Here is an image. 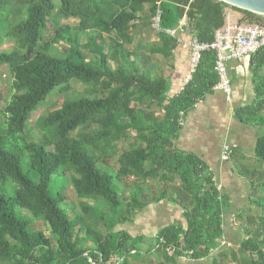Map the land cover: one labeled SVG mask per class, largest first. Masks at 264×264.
I'll use <instances>...</instances> for the list:
<instances>
[{
    "label": "trees",
    "instance_id": "16d2710c",
    "mask_svg": "<svg viewBox=\"0 0 264 264\" xmlns=\"http://www.w3.org/2000/svg\"><path fill=\"white\" fill-rule=\"evenodd\" d=\"M158 12L159 33L152 29ZM226 19L227 8L218 0H60L59 6L53 0H0V46L5 40L15 44L0 53V70L7 68L12 78L0 131V264H151L160 257V264H177L182 257L264 264V48L251 58L256 99L235 111L239 122L262 132L253 162L234 158L238 176L250 186L249 206L236 215L242 236L236 250L221 246L229 198L201 158L175 147L179 121L218 83L216 54L203 53L192 79L172 98L169 78L154 61H172L179 47L164 30L185 21L192 39L210 44ZM61 20L78 24L60 27ZM50 28L55 34L46 41ZM150 30L156 41L147 43ZM60 44L63 54L53 55ZM74 84L83 86L79 98L38 120L50 139L44 134L39 143L25 141L20 154L6 149L39 105L56 92L70 93ZM1 85L0 76V104ZM114 160L116 173L107 164ZM57 174L65 188L69 179L79 200L92 203L80 204L84 216L66 211L65 188L51 195ZM9 182L17 186L11 195ZM163 202L180 208L184 224L159 230L147 251L140 248L143 236L114 231ZM21 211L47 224L50 237L24 222Z\"/></svg>",
    "mask_w": 264,
    "mask_h": 264
},
{
    "label": "crops",
    "instance_id": "0c3cea01",
    "mask_svg": "<svg viewBox=\"0 0 264 264\" xmlns=\"http://www.w3.org/2000/svg\"><path fill=\"white\" fill-rule=\"evenodd\" d=\"M227 18L233 24L253 26L261 23L257 17L233 11H227ZM185 29L186 22L183 21L179 30L183 43L192 39ZM173 62L174 73L169 77L171 98L182 91L189 76L190 51L185 44L179 45L174 52ZM227 71L232 84L230 98L227 99L219 91L207 95L185 117L175 147L182 152L196 155L207 164L215 183L222 188V195L229 198L230 210L238 194L237 187H241V183L245 182L236 172L235 155L243 158L245 162H253L255 159L257 129L239 122L235 117V111L255 101L254 81L257 73L251 65V59L229 62ZM226 146L231 148L233 156L230 155L229 160L224 162L222 151Z\"/></svg>",
    "mask_w": 264,
    "mask_h": 264
},
{
    "label": "rangeland",
    "instance_id": "374dc122",
    "mask_svg": "<svg viewBox=\"0 0 264 264\" xmlns=\"http://www.w3.org/2000/svg\"><path fill=\"white\" fill-rule=\"evenodd\" d=\"M56 6H59L60 0H53ZM78 24L76 20H61L59 22L60 27L65 26H72L75 27ZM2 28L0 29V40L2 35ZM54 30L53 28H50L47 33L44 35V39L46 41H49L54 36ZM146 42H155L156 41V33L153 30H150L147 34L144 35ZM85 41H82L84 43ZM15 48V44L13 41L5 40L3 44L0 46V53L1 52H11ZM65 45L60 44L54 47V50L52 52L53 55L61 56L64 52ZM155 62H157L159 70L162 72L163 76L166 78H169L174 73V62L171 61H165L160 57H156L154 59ZM0 76L2 77V85H1V94H2V102L0 104V131L2 130V127L4 126L5 122V116H4V110L7 106V104L10 102L12 98V78L10 71L7 68H2L0 70ZM230 78V77H229ZM59 90V89H57ZM56 90V91H57ZM83 86L81 84H74L73 91L70 93L64 95L60 92H56L53 95L49 96L47 101L41 105L38 106L37 111L32 115L31 121L26 126L23 133L18 134L14 137H12L10 140H8L6 149L17 152L20 154V150L23 147V143L25 141H30L35 143H39V141L45 138L50 139V136L48 133H43V131L38 126V120L41 117H45L54 110H56L64 101L66 100H75L79 98L80 94H82ZM257 135L258 138L262 135V132H260L257 129ZM109 166V170H111L113 173H116L118 170V164L116 161H110L107 163ZM101 167L103 165L100 164ZM264 167V166H263ZM104 168V167H103ZM22 169L25 174L29 173V160L28 155L24 154L22 158ZM67 178L69 177L67 174L65 175ZM245 183V184H244ZM117 184V183H116ZM17 186L9 182L7 186V194L11 195L12 191ZM64 180L62 176H59L58 174L55 175L54 183L50 187V193L51 195L56 194L57 192H63L64 191ZM238 194L234 198V202L231 205V208L227 209L229 212L225 216V223H224V230L225 235L224 239L222 240L226 243L224 249H238L240 246V243L242 241V236L239 230V221L236 220V215L244 208L248 207V196L250 193V186L245 181L241 183V187H237ZM130 193V185L128 184V189L125 190L126 196L129 197ZM65 209L66 211H70L72 208L76 210V213L78 215L84 216V212L80 208V204H87L91 205V202H86L79 200L74 191L73 188L69 182V179L67 181V185L65 188ZM105 211V210H104ZM20 212V211H19ZM21 211V219L24 222H31V228L35 231H43L47 237H50V230L47 224H45L42 220H36L31 215L23 213L22 215ZM70 213V212H69ZM173 223H180L184 224V219L182 216V211L180 208H178L175 205H172L168 202H163L161 204H152L142 212H139L135 217L132 218V222L130 223H122L119 224L117 227H115L114 231H125L128 234H130L133 237L136 236H143L144 237V243L140 245V248L145 252L150 247L155 246L158 241V231L170 224ZM100 230L102 232L105 231L103 222L100 223ZM224 247V246H222ZM169 255H171V252H169ZM117 260L116 258L114 259ZM151 264H160V262H163L162 258H153L151 259ZM210 260H203L200 262H195L190 260L187 257H182L177 260V264H207ZM223 264H234L232 261H226Z\"/></svg>",
    "mask_w": 264,
    "mask_h": 264
},
{
    "label": "built area",
    "instance_id": "2783aa9c",
    "mask_svg": "<svg viewBox=\"0 0 264 264\" xmlns=\"http://www.w3.org/2000/svg\"><path fill=\"white\" fill-rule=\"evenodd\" d=\"M160 17L161 13L158 12L157 16L152 21V29L157 33L162 32ZM180 27L174 30H164V32L177 39L179 45L185 44L190 51V70L184 87L192 79V75L195 73L200 63L202 54L213 51L216 54L215 72L218 76V83L213 88V91L222 92L227 99H229L232 94V84L227 71V63L251 59L264 48V24L253 26L233 24L227 18L225 26L216 32L214 41L210 44H201L194 39H190L188 42L183 43L179 35ZM183 124L184 119L182 117L179 121V125L183 127ZM231 154V148L228 146L224 147L222 151V161H228ZM217 189L220 193L222 192V188L218 185ZM225 245L226 243L222 241L221 246Z\"/></svg>",
    "mask_w": 264,
    "mask_h": 264
},
{
    "label": "water",
    "instance_id": "95a60500",
    "mask_svg": "<svg viewBox=\"0 0 264 264\" xmlns=\"http://www.w3.org/2000/svg\"><path fill=\"white\" fill-rule=\"evenodd\" d=\"M227 11L239 12L257 17L264 24V0H218Z\"/></svg>",
    "mask_w": 264,
    "mask_h": 264
}]
</instances>
